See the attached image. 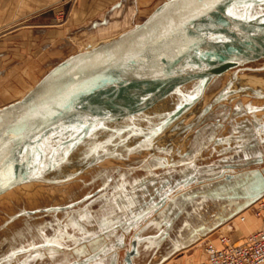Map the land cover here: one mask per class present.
<instances>
[{
	"label": "rangeland",
	"instance_id": "374dc122",
	"mask_svg": "<svg viewBox=\"0 0 264 264\" xmlns=\"http://www.w3.org/2000/svg\"><path fill=\"white\" fill-rule=\"evenodd\" d=\"M77 1L63 0L57 8H49L47 47L40 48L39 42H29L23 49V38H17L14 41L17 49L21 47V51L14 55L13 51L8 50L14 46H2L6 50L0 59V69H6V63L13 59L23 60L24 63L15 67L13 72L8 69L6 77L0 78V108L22 99L59 63L120 37L141 24L168 0H139V6L138 2L129 0V7H125L122 14L115 18L112 14L106 20L95 23L93 20H99L96 18L99 15L88 18L84 23L76 22L74 11ZM52 30L57 32L51 33ZM2 35L0 34V42L8 39ZM34 39L32 37L31 40ZM233 78L264 85V59L216 76L204 96L205 106H210L207 113L163 149L150 153L146 143L132 148L129 146L131 137H126L119 148L107 141L106 144L100 142L86 146L84 139L71 140L62 147L71 153L82 155L75 162V167L70 169L71 176L61 173L62 175L58 174L56 178L50 179L51 182H42L27 181L26 175H22L15 182L17 188L0 196V207L7 214L10 202L27 200L32 203V207H43V211H47L52 205L65 202L67 195L74 192L72 183L80 180L83 184L86 179L95 176L101 182L97 194H119L120 184L121 187H127L128 194H145L144 210L137 216V224L158 213L160 215L170 206L176 208V211L168 213L175 216L176 239L182 238L185 232L183 225H178L179 219L202 202L201 198L197 200L190 197L194 194H215L222 201L217 215L213 216L209 225H205L203 231L198 232L202 235L200 234L199 240L196 239L193 249L186 253L180 252L176 257L195 251L203 252L207 242L214 243L222 234L235 239L231 236L235 232L230 230L232 220L242 213L240 218H245L264 196V186L258 188L259 183L256 182L260 169L264 167V89L247 93L229 91ZM52 154L55 155L54 151L47 156H53ZM17 157L14 161L18 166ZM96 159L99 160L92 165ZM45 171L44 176L53 173L51 168ZM58 194H63L64 198L58 199ZM183 201L186 214L182 210L178 211L185 206ZM166 215L165 218L168 219L169 215ZM248 223L251 230L261 226L254 219H250ZM227 224L230 225L222 228ZM189 231L191 230H188V235ZM133 233L128 238L129 250Z\"/></svg>",
	"mask_w": 264,
	"mask_h": 264
},
{
	"label": "crops",
	"instance_id": "0c3cea01",
	"mask_svg": "<svg viewBox=\"0 0 264 264\" xmlns=\"http://www.w3.org/2000/svg\"><path fill=\"white\" fill-rule=\"evenodd\" d=\"M62 1L0 0V34L8 37L0 42V59L6 50L2 46H14L8 50L13 51L14 55L20 53L21 47L17 49L14 41L17 38H23V49L29 42H39L40 48L47 47V14L49 8H57ZM134 1L138 2L137 6L141 5L139 0ZM128 2L129 0H78L74 19L78 23H84L88 18L99 15V18L96 17L99 20H93L95 23L106 20L112 14L115 18L122 14L125 7H129ZM17 32L19 33L16 35ZM56 32L57 30H52L51 33ZM32 37L35 39L31 40ZM30 53L28 54L31 55ZM23 63V60L16 59L6 63V69H0V78L6 77L8 69L13 72L15 67H20ZM258 178L257 187L261 188L264 186L263 180L260 176ZM72 184L74 192L67 195L65 202L52 205L47 211H43V207H32V203L27 200L9 201L7 214L0 207V264H125V256L129 250L128 238L132 232L134 233L130 243L137 242L138 252L133 258V264L140 255V242L148 241L151 243L148 244L151 253L146 258L143 257L140 264H203L207 260L205 250L180 257L176 255L193 249L196 239L199 240L202 235L198 232L203 231L205 225H209L213 216L217 215L218 205L222 201L215 194H194L190 197L197 200L201 198V203L205 202L207 208L212 206L210 221L190 226V229L184 220H191L196 215L197 208L193 207L186 214L183 201L185 206L178 211L182 210L186 215L179 219L178 225H183L185 232L182 238L176 239L175 216L168 214L176 211L173 206L160 215L158 213L137 224V216L144 210L145 194H128L127 187H121V184L119 194H97L101 182L95 176L86 179L83 184L80 180ZM57 197L61 199L64 195L58 194ZM166 214L169 215L168 219L165 218ZM241 215L233 219L230 226V230L235 232L231 235L235 239L230 237L234 244L244 242L248 236L263 229V224L255 216L254 210L245 215L246 222L240 220ZM250 219L258 221L261 226L251 230L248 223ZM228 225L230 224L222 228ZM146 229L141 237L140 232ZM188 230H191L189 235ZM214 244L222 247L219 238Z\"/></svg>",
	"mask_w": 264,
	"mask_h": 264
},
{
	"label": "bare ground",
	"instance_id": "6f19581e",
	"mask_svg": "<svg viewBox=\"0 0 264 264\" xmlns=\"http://www.w3.org/2000/svg\"><path fill=\"white\" fill-rule=\"evenodd\" d=\"M234 4L236 5L234 9L236 14L229 15V9L233 8ZM245 4L251 5V7L246 9L244 8ZM242 16L243 19L240 18ZM263 42L264 3L261 0H237L216 16L195 27L186 38L178 39L173 49L178 55L177 63H179L180 60L189 56L185 48L186 45L202 51L213 48L222 54L235 56L237 54L233 49L246 52ZM168 52V48L159 46L152 53L143 57L127 73V78L115 82L106 89L94 101V105L110 108H141L157 102L160 99V94L137 90L131 86L137 85L145 88L157 84L164 78L163 74L168 73L172 68ZM198 60L197 57H193L191 61L196 62ZM207 74L208 71H204L183 81L168 98L143 116L126 120L84 117L59 126L42 137L33 140L15 157L0 166V192L13 182H17L22 175H26L27 181L42 182H51L52 178H56L61 173L71 176L70 169L75 167V162H78L80 156H82L77 152L71 153L62 147L71 140L80 141L84 139V145L86 146L96 145L100 142L106 144L107 141L112 143L115 148H119L120 144L122 145L126 141V137H131L132 141L129 146L132 148L141 143H146L150 153L163 149L178 134L199 122L209 110L210 106H205L204 96L208 86L216 76L210 78ZM262 89H264V85H255L251 80L239 81L237 78H233L228 87L229 91L244 93ZM189 120L192 121L186 124ZM53 151L55 155L47 156L48 153ZM16 157L18 166L14 161ZM99 159H96L92 165ZM47 168H51L53 173L44 176L43 174L47 172L45 171ZM15 188L17 187H13L9 191L0 194V196ZM204 203L200 202L199 205H196L197 210L194 208L196 215L191 220H184L189 225L188 228L210 219L212 206L207 208ZM146 231L147 229L140 232V236L143 237ZM242 243H235V245ZM148 244L151 243L149 241L140 242V255L134 260V264H140L143 261L142 258H146L151 253L148 250L150 249Z\"/></svg>",
	"mask_w": 264,
	"mask_h": 264
},
{
	"label": "water",
	"instance_id": "95a60500",
	"mask_svg": "<svg viewBox=\"0 0 264 264\" xmlns=\"http://www.w3.org/2000/svg\"><path fill=\"white\" fill-rule=\"evenodd\" d=\"M237 0H168L147 19L120 37L85 52L77 53L50 70L21 100L0 108V166L15 157L26 145L48 132L84 117L135 119L168 98L183 81L208 71L212 78L227 71L264 59V42L246 52L233 49L229 56L215 49L185 48L189 56L177 63L173 49L177 40L198 25L216 16ZM169 49L171 70L157 84L142 88L160 94V99L141 108H113L94 105V101L157 47ZM199 60L192 62V58ZM259 176L264 184V167ZM18 181V180H17ZM15 187L13 182L3 194ZM137 242L125 257L133 264Z\"/></svg>",
	"mask_w": 264,
	"mask_h": 264
},
{
	"label": "built area",
	"instance_id": "2783aa9c",
	"mask_svg": "<svg viewBox=\"0 0 264 264\" xmlns=\"http://www.w3.org/2000/svg\"><path fill=\"white\" fill-rule=\"evenodd\" d=\"M254 214L262 222V230L248 236L240 245H235L226 234L219 237L222 247L207 242L204 249L207 260L203 264H264V196L257 201Z\"/></svg>",
	"mask_w": 264,
	"mask_h": 264
},
{
	"label": "snow or ice",
	"instance_id": "6c2138e0",
	"mask_svg": "<svg viewBox=\"0 0 264 264\" xmlns=\"http://www.w3.org/2000/svg\"><path fill=\"white\" fill-rule=\"evenodd\" d=\"M261 2L264 3V0H261ZM250 7H251V5H248V4H245V5H244V8H246V9H247V8H250ZM235 8H236V5L234 4V5H233V8H230V9H229V15H235V14H236L235 11H234ZM240 18L243 19L244 17L242 16V17H240Z\"/></svg>",
	"mask_w": 264,
	"mask_h": 264
}]
</instances>
